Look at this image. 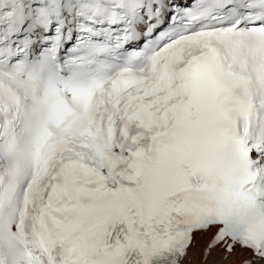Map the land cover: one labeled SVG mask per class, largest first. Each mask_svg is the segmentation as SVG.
<instances>
[{"label":"snow or ice","instance_id":"snow-or-ice-1","mask_svg":"<svg viewBox=\"0 0 264 264\" xmlns=\"http://www.w3.org/2000/svg\"><path fill=\"white\" fill-rule=\"evenodd\" d=\"M0 264H264V0H0Z\"/></svg>","mask_w":264,"mask_h":264}]
</instances>
